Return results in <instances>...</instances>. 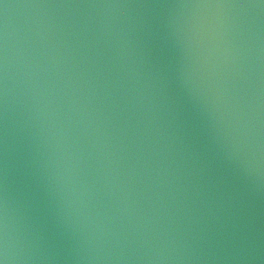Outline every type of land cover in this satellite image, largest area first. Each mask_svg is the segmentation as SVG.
<instances>
[{
  "label": "water",
  "instance_id": "water-1",
  "mask_svg": "<svg viewBox=\"0 0 264 264\" xmlns=\"http://www.w3.org/2000/svg\"><path fill=\"white\" fill-rule=\"evenodd\" d=\"M0 264H264V0H0Z\"/></svg>",
  "mask_w": 264,
  "mask_h": 264
}]
</instances>
